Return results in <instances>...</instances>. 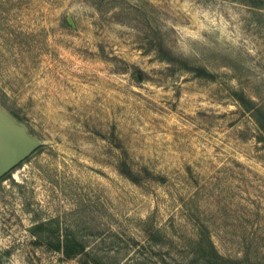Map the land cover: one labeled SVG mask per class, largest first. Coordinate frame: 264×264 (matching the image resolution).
Listing matches in <instances>:
<instances>
[{
    "label": "rangeland",
    "instance_id": "obj_1",
    "mask_svg": "<svg viewBox=\"0 0 264 264\" xmlns=\"http://www.w3.org/2000/svg\"><path fill=\"white\" fill-rule=\"evenodd\" d=\"M237 92L264 111V0H0V109L42 141L0 180V264H264Z\"/></svg>",
    "mask_w": 264,
    "mask_h": 264
},
{
    "label": "water",
    "instance_id": "obj_2",
    "mask_svg": "<svg viewBox=\"0 0 264 264\" xmlns=\"http://www.w3.org/2000/svg\"><path fill=\"white\" fill-rule=\"evenodd\" d=\"M42 141L31 135L23 123L0 109V177L32 153Z\"/></svg>",
    "mask_w": 264,
    "mask_h": 264
},
{
    "label": "trees",
    "instance_id": "obj_3",
    "mask_svg": "<svg viewBox=\"0 0 264 264\" xmlns=\"http://www.w3.org/2000/svg\"><path fill=\"white\" fill-rule=\"evenodd\" d=\"M185 64H188L187 61H185ZM187 66V65H186ZM190 68V67H188ZM193 68V66H192ZM198 70H204L207 74H210L209 71L206 70L203 66L196 67ZM238 100L240 103L248 110H251L253 112L254 117L257 119L260 126L264 127V120L262 119L264 117V111L261 107L254 104V101L252 98L246 96L242 92H237ZM121 170L126 175L133 178V171L130 170V167H128L127 162L124 161V166L121 165ZM11 171V170H10ZM10 171H8L6 174H4L2 177H0V180L5 179L7 176H9ZM41 223H37L35 227H40ZM56 249L62 251L65 256L67 257H74L80 253L85 252V245L80 239H77L74 235L71 234H65L63 239H60L58 236V243L55 244Z\"/></svg>",
    "mask_w": 264,
    "mask_h": 264
}]
</instances>
